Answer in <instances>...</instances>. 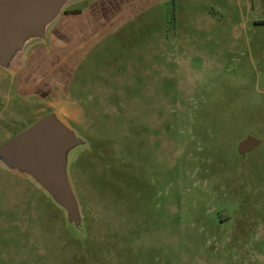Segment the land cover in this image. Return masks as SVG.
Segmentation results:
<instances>
[{
    "label": "rangeland",
    "instance_id": "374dc122",
    "mask_svg": "<svg viewBox=\"0 0 264 264\" xmlns=\"http://www.w3.org/2000/svg\"><path fill=\"white\" fill-rule=\"evenodd\" d=\"M144 2L61 94L84 234L0 164V264H264V0Z\"/></svg>",
    "mask_w": 264,
    "mask_h": 264
},
{
    "label": "crops",
    "instance_id": "0c3cea01",
    "mask_svg": "<svg viewBox=\"0 0 264 264\" xmlns=\"http://www.w3.org/2000/svg\"><path fill=\"white\" fill-rule=\"evenodd\" d=\"M144 1L74 0L44 39L27 45L13 70L0 66V133L11 138L8 126L24 122L22 111L31 103L45 102L63 117L74 118L78 108L61 104V94L71 96L72 80L89 52L137 13Z\"/></svg>",
    "mask_w": 264,
    "mask_h": 264
},
{
    "label": "water",
    "instance_id": "95a60500",
    "mask_svg": "<svg viewBox=\"0 0 264 264\" xmlns=\"http://www.w3.org/2000/svg\"><path fill=\"white\" fill-rule=\"evenodd\" d=\"M72 1L0 0V66L13 70L27 45L44 39L49 26ZM257 143L250 137L240 142L239 151L244 153ZM85 144L58 111H51L0 146V164L33 179L81 234L82 214L69 176V157Z\"/></svg>",
    "mask_w": 264,
    "mask_h": 264
}]
</instances>
